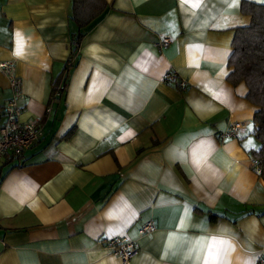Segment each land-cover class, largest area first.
<instances>
[{
  "label": "crops",
  "instance_id": "0c3cea01",
  "mask_svg": "<svg viewBox=\"0 0 264 264\" xmlns=\"http://www.w3.org/2000/svg\"><path fill=\"white\" fill-rule=\"evenodd\" d=\"M103 1L51 99L80 31L72 0H0V63L21 79L20 121L43 132L21 164L0 160V264H120L103 244L117 237L137 243L131 264H257V108L227 78L242 2L264 0ZM9 97L0 72V126Z\"/></svg>",
  "mask_w": 264,
  "mask_h": 264
},
{
  "label": "trees",
  "instance_id": "16d2710c",
  "mask_svg": "<svg viewBox=\"0 0 264 264\" xmlns=\"http://www.w3.org/2000/svg\"><path fill=\"white\" fill-rule=\"evenodd\" d=\"M106 8L103 0H72L70 18L80 31L71 38V51L60 76L52 86L51 99H62L67 88L70 69L75 65L83 29L98 19ZM241 12L251 18L250 24L235 30L232 53L228 65L232 69L228 82L233 86L244 83L248 88L247 100L255 112L252 125L253 135L259 141V148L251 152L252 160L260 169L258 175L264 179V4L244 1ZM4 165L21 164L22 157L5 156ZM253 169L256 172L255 167ZM257 173V172H256Z\"/></svg>",
  "mask_w": 264,
  "mask_h": 264
},
{
  "label": "built area",
  "instance_id": "2783aa9c",
  "mask_svg": "<svg viewBox=\"0 0 264 264\" xmlns=\"http://www.w3.org/2000/svg\"><path fill=\"white\" fill-rule=\"evenodd\" d=\"M167 41L166 39L165 42ZM0 72L8 78L10 87V97L2 108L4 122L0 126L1 160L7 155L22 157L42 137L43 132L37 119L26 123L20 121L22 109L19 102L24 98V93L21 79L15 74L14 64L12 62H1ZM165 80L182 89L186 87V82L178 80L175 73L167 74ZM242 127V124H235L224 136H233ZM252 166L255 167L257 174L260 173L255 161H252ZM152 229V222H148L138 232L143 235ZM103 244L112 255L119 259L120 264H131L132 259L138 253L137 243L125 237L113 238L103 242ZM257 264H264V252L260 254Z\"/></svg>",
  "mask_w": 264,
  "mask_h": 264
},
{
  "label": "snow or ice",
  "instance_id": "6c2138e0",
  "mask_svg": "<svg viewBox=\"0 0 264 264\" xmlns=\"http://www.w3.org/2000/svg\"><path fill=\"white\" fill-rule=\"evenodd\" d=\"M214 245L212 247H210L209 249V258H213L214 256H216L217 254L213 251Z\"/></svg>",
  "mask_w": 264,
  "mask_h": 264
}]
</instances>
